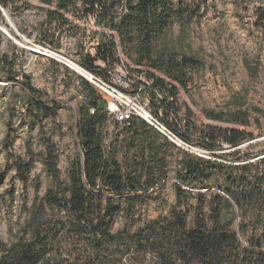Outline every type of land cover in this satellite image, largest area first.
<instances>
[{
    "label": "trees",
    "instance_id": "obj_1",
    "mask_svg": "<svg viewBox=\"0 0 264 264\" xmlns=\"http://www.w3.org/2000/svg\"><path fill=\"white\" fill-rule=\"evenodd\" d=\"M44 1L51 7L45 9L42 42L57 40V33L69 23L65 13H79L84 18L94 14L98 25L112 34L100 30L94 55L80 49L79 64L107 79L108 71L121 63L117 57L120 51L151 82L150 86L137 83L132 93L140 95L143 90L142 95L145 93L152 104V115L184 142L215 151L250 136L238 129L211 126L197 133L188 115H177L175 85L186 88L191 71L203 62L172 42L171 29L178 26L179 38L185 40L189 23L199 16L206 0ZM10 2L0 0V6ZM257 22L264 27V9ZM0 63V79H14L6 55H0ZM78 81L82 96L74 130L80 152L69 160L65 178L56 167V156L44 154L42 163L50 184L41 195L36 189L13 238L9 242L0 238V264H264V168L259 170V162L256 166L251 162L235 166L179 151L174 169L175 201L168 211L136 226L126 224L113 230L120 202L134 200L130 208L134 212L135 203L143 197L137 192L146 191L166 175L171 142L162 135L159 144L156 129L131 115L122 124L115 122L125 136L120 140L116 136L106 145L108 100L84 77L79 76ZM19 82L32 95L31 111L54 118L60 104L44 102L45 96L31 85L28 76ZM204 113L210 120L239 126L250 122V114L239 99L225 110ZM7 137L12 140L14 135ZM15 165L25 183L32 163L18 158ZM213 174L223 179L219 193L193 195L183 188L205 187ZM250 220L255 224L251 229L247 225ZM240 236H246L244 243Z\"/></svg>",
    "mask_w": 264,
    "mask_h": 264
},
{
    "label": "rangeland",
    "instance_id": "obj_2",
    "mask_svg": "<svg viewBox=\"0 0 264 264\" xmlns=\"http://www.w3.org/2000/svg\"><path fill=\"white\" fill-rule=\"evenodd\" d=\"M50 7L44 0H11L6 7L0 6V24L5 18L11 19L14 24L12 35L29 41L26 47L11 37H3L0 31V55L7 56L15 75L14 79H0V172L6 171L5 180L0 186V238L5 242H9L17 233L36 189L41 195L50 184L49 172L42 163L44 154L52 152L56 156V167L61 177L65 178L69 160L80 152L74 122L82 96L78 77L82 75L65 65V59L83 70L79 64L82 59L80 49L94 55L93 46L98 41L100 30L112 34L98 25L94 14L84 18L79 13L67 12L65 16L69 23L57 33V40L52 44L43 43L41 31L46 18L45 9ZM262 9L264 0H206L201 4L199 16L189 23L183 36L185 40H180V30L178 26H173L172 42L180 49L186 48L203 62L202 66L191 71V80L186 88L175 85L178 90L175 104L177 115H188L197 133L211 126L238 129L250 136L235 146L223 144L221 149L215 151L181 143L183 149L171 143L167 149L166 175L146 191L137 192L143 197L141 202L135 203L134 212L130 210L134 200L120 202L121 211L112 220L113 230L126 224L136 226L168 211L175 201L174 184L177 181L174 169L179 151L187 149L203 158L235 166L248 162L256 166L259 162V170L264 168V27L257 22ZM29 48L36 49V52ZM117 57L123 65L117 64L110 70V81L119 85L120 74L124 72L128 92L115 94L114 97L101 92L109 102L133 104L136 110L143 107L142 110L152 114V104L145 93L142 95L143 90H140V95L132 93L137 83L150 86L151 82L140 75L131 60L120 51ZM152 72L169 82L161 73ZM24 75L29 77L34 88L43 93L44 102L50 104L51 100H55L60 104L54 118L35 115L31 111L29 104L32 95L19 82ZM238 99L250 114L248 125L239 126L206 118V110H225ZM253 108L260 111L256 112ZM138 117L141 118L140 115ZM105 132L106 145L116 136L119 140L125 136L115 125L112 113L106 122ZM156 132L161 144L163 136L158 130ZM9 133L14 135L12 140L7 137ZM45 144L49 145V149ZM213 153L223 154L226 158H217ZM118 157L122 160V152ZM18 158L32 163L25 183L20 179L15 165ZM233 158H238V161ZM251 171H254V167ZM222 183V176L213 174L207 179L205 187L196 185L183 188L193 195L197 192L210 195L212 192L219 193L218 187ZM247 225L251 229L255 224L250 220ZM240 238L244 243L246 236Z\"/></svg>",
    "mask_w": 264,
    "mask_h": 264
},
{
    "label": "built area",
    "instance_id": "obj_3",
    "mask_svg": "<svg viewBox=\"0 0 264 264\" xmlns=\"http://www.w3.org/2000/svg\"><path fill=\"white\" fill-rule=\"evenodd\" d=\"M123 65V62L120 63ZM101 67L104 68V64L99 63ZM84 70V69H83ZM85 74H83L84 77L88 79L95 87H97L100 91L107 92L110 96L114 97L115 94H120L121 92H126L127 88V81H126V74L122 72L120 74L119 78V85H116L115 83H112L110 81L111 79V71L109 70L107 73V79H104L101 76H95V74L90 73L89 71L84 70ZM86 74H89L90 77H88ZM104 86V87H103ZM143 108V107H142ZM142 108H139V111L145 112L142 110ZM108 111L109 113H112L114 116L115 122L122 124L128 120V118L131 115H140L141 118H143L148 124H150L153 128L158 130L163 136H165L171 143L175 144L176 146H180L184 149L182 144L184 145H190L189 143L184 142L181 138H179L177 135H175L169 128L160 120L155 118L152 114L146 113V117H143L142 114L136 110L133 107V104H121L116 102H109L108 101ZM182 143V144H181ZM187 152H190L189 150L185 149Z\"/></svg>",
    "mask_w": 264,
    "mask_h": 264
},
{
    "label": "bare ground",
    "instance_id": "obj_4",
    "mask_svg": "<svg viewBox=\"0 0 264 264\" xmlns=\"http://www.w3.org/2000/svg\"><path fill=\"white\" fill-rule=\"evenodd\" d=\"M13 27H14V24H13L12 20L8 19V18H5L4 22L2 24H0V31L2 33V36L3 37H11V38H13L15 40V42L28 47L29 41H27L26 39H22V38H19V37H16V36L12 35V33L14 32L13 31ZM29 49L31 51H33V52H36V49H34V48H29ZM50 53L54 54L57 57L62 58L57 53H54V52H50ZM65 61L70 66L71 69H74L79 74H84L83 70L78 65H76L75 63H73L72 61H70L68 59H65ZM140 113H142V112H140ZM146 113H147L146 111L143 112L142 116L146 117Z\"/></svg>",
    "mask_w": 264,
    "mask_h": 264
},
{
    "label": "water",
    "instance_id": "obj_5",
    "mask_svg": "<svg viewBox=\"0 0 264 264\" xmlns=\"http://www.w3.org/2000/svg\"><path fill=\"white\" fill-rule=\"evenodd\" d=\"M68 67H70L67 63H65ZM74 70V69H73ZM75 71V70H74ZM83 76V74H81ZM6 171L0 172V186L3 184L5 180Z\"/></svg>",
    "mask_w": 264,
    "mask_h": 264
}]
</instances>
